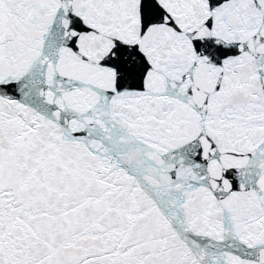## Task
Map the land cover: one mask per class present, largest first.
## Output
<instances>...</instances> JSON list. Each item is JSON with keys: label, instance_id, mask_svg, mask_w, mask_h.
<instances>
[{"label": "snow or ice", "instance_id": "obj_1", "mask_svg": "<svg viewBox=\"0 0 264 264\" xmlns=\"http://www.w3.org/2000/svg\"><path fill=\"white\" fill-rule=\"evenodd\" d=\"M0 264H264V0H0Z\"/></svg>", "mask_w": 264, "mask_h": 264}]
</instances>
